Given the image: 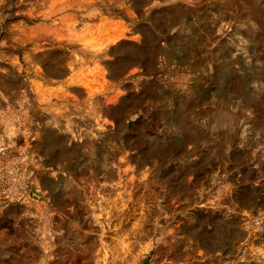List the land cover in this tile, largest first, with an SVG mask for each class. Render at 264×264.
<instances>
[{"label": "rangeland", "instance_id": "rangeland-1", "mask_svg": "<svg viewBox=\"0 0 264 264\" xmlns=\"http://www.w3.org/2000/svg\"><path fill=\"white\" fill-rule=\"evenodd\" d=\"M27 99L45 200L0 209V264H206L264 214V0H0Z\"/></svg>", "mask_w": 264, "mask_h": 264}, {"label": "built area", "instance_id": "built-area-1", "mask_svg": "<svg viewBox=\"0 0 264 264\" xmlns=\"http://www.w3.org/2000/svg\"><path fill=\"white\" fill-rule=\"evenodd\" d=\"M26 106H0V209L32 208L44 203L43 168L35 149L40 123ZM240 228L244 236L235 252L206 264H264V214L244 213Z\"/></svg>", "mask_w": 264, "mask_h": 264}]
</instances>
